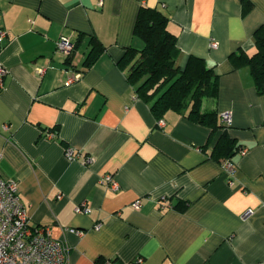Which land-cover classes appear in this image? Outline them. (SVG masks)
<instances>
[{
  "label": "crops",
  "instance_id": "obj_1",
  "mask_svg": "<svg viewBox=\"0 0 264 264\" xmlns=\"http://www.w3.org/2000/svg\"><path fill=\"white\" fill-rule=\"evenodd\" d=\"M142 8L169 19L183 69L196 57L218 76L202 113L221 130L188 110L158 120L139 97L126 57L145 46ZM262 26L264 0H0V175L18 182L31 224L69 247L68 264H264V94L233 60L256 52ZM94 39L104 50L87 66ZM224 130L236 149L217 159Z\"/></svg>",
  "mask_w": 264,
  "mask_h": 264
},
{
  "label": "trees",
  "instance_id": "obj_2",
  "mask_svg": "<svg viewBox=\"0 0 264 264\" xmlns=\"http://www.w3.org/2000/svg\"><path fill=\"white\" fill-rule=\"evenodd\" d=\"M169 19L154 9L142 8L136 34L143 40L142 50L131 49L127 60L132 61L129 80L140 98L150 104L151 111L160 120L169 111L189 112L193 121L208 126L213 133L222 129L216 113H202L203 100L218 94V76L207 67L203 59L191 57L186 67H181L182 52L176 37L169 32ZM93 52L86 65L92 66L104 47L94 39ZM256 52L252 56L234 54L236 67L248 66L259 95L264 94V26L255 33ZM74 51V49H73ZM73 53V52H72ZM135 54L138 57L135 59ZM226 128L223 126V129ZM236 142L224 130L214 150L217 159L234 156Z\"/></svg>",
  "mask_w": 264,
  "mask_h": 264
},
{
  "label": "built area",
  "instance_id": "obj_3",
  "mask_svg": "<svg viewBox=\"0 0 264 264\" xmlns=\"http://www.w3.org/2000/svg\"><path fill=\"white\" fill-rule=\"evenodd\" d=\"M5 34L1 33V40ZM219 43L213 41L212 49H217ZM59 52L70 56L74 45L69 38L63 37L57 43ZM7 74L6 68L0 63V86ZM81 78V74H71L67 84H71ZM221 120L226 128L233 124L231 113H223ZM164 124L163 121L159 122ZM7 128V126H5ZM244 153V152H243ZM71 156V152H68ZM2 155L0 154V161ZM92 159H88L90 164ZM230 165L227 170L230 171ZM111 189L119 190V184L112 177H107ZM19 185L16 180H5L0 175V264H68L69 247L61 241L54 240L49 228L35 227L31 224L20 196ZM139 207V203H135ZM91 210L85 205L76 208V213L89 214ZM100 226H97L99 229ZM140 263L143 261L140 260ZM115 264V263H107Z\"/></svg>",
  "mask_w": 264,
  "mask_h": 264
}]
</instances>
